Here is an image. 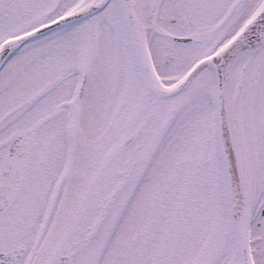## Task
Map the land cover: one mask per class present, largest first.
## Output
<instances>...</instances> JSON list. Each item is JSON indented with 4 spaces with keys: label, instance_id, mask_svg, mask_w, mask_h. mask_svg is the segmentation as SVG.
Masks as SVG:
<instances>
[{
    "label": "snow or ice",
    "instance_id": "6c2138e0",
    "mask_svg": "<svg viewBox=\"0 0 264 264\" xmlns=\"http://www.w3.org/2000/svg\"><path fill=\"white\" fill-rule=\"evenodd\" d=\"M0 264H264V0H0Z\"/></svg>",
    "mask_w": 264,
    "mask_h": 264
}]
</instances>
